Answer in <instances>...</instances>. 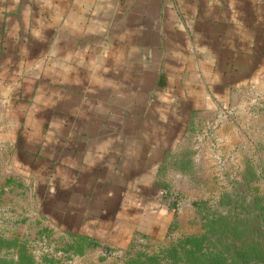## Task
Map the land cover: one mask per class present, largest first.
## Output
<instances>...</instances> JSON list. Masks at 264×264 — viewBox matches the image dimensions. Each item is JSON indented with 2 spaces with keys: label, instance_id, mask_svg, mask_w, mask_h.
<instances>
[{
  "label": "crops",
  "instance_id": "crops-1",
  "mask_svg": "<svg viewBox=\"0 0 264 264\" xmlns=\"http://www.w3.org/2000/svg\"><path fill=\"white\" fill-rule=\"evenodd\" d=\"M235 73H264V0H0V137L21 135L80 214L151 188Z\"/></svg>",
  "mask_w": 264,
  "mask_h": 264
},
{
  "label": "rangeland",
  "instance_id": "rangeland-1",
  "mask_svg": "<svg viewBox=\"0 0 264 264\" xmlns=\"http://www.w3.org/2000/svg\"><path fill=\"white\" fill-rule=\"evenodd\" d=\"M173 143L151 188L80 214L0 137V264H264V73L225 76Z\"/></svg>",
  "mask_w": 264,
  "mask_h": 264
}]
</instances>
